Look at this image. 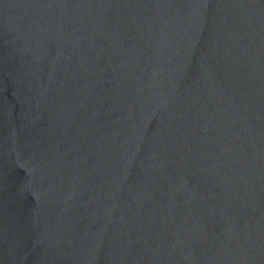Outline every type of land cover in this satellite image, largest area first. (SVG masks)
<instances>
[{"label": "water", "instance_id": "1", "mask_svg": "<svg viewBox=\"0 0 264 264\" xmlns=\"http://www.w3.org/2000/svg\"><path fill=\"white\" fill-rule=\"evenodd\" d=\"M0 264H264V0H0Z\"/></svg>", "mask_w": 264, "mask_h": 264}]
</instances>
